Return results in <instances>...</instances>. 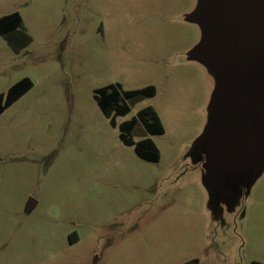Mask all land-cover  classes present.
<instances>
[{
    "label": "rangeland",
    "instance_id": "rangeland-1",
    "mask_svg": "<svg viewBox=\"0 0 264 264\" xmlns=\"http://www.w3.org/2000/svg\"><path fill=\"white\" fill-rule=\"evenodd\" d=\"M198 3L0 0L33 39L0 36V264H264V167L213 190L198 145L218 86ZM117 84L156 96L114 129L96 91ZM146 108L163 134L142 158L119 126Z\"/></svg>",
    "mask_w": 264,
    "mask_h": 264
},
{
    "label": "water",
    "instance_id": "water-1",
    "mask_svg": "<svg viewBox=\"0 0 264 264\" xmlns=\"http://www.w3.org/2000/svg\"><path fill=\"white\" fill-rule=\"evenodd\" d=\"M190 22L203 31L195 58L218 76L198 145L211 188L225 191L264 167V0H199Z\"/></svg>",
    "mask_w": 264,
    "mask_h": 264
},
{
    "label": "trees",
    "instance_id": "trees-1",
    "mask_svg": "<svg viewBox=\"0 0 264 264\" xmlns=\"http://www.w3.org/2000/svg\"><path fill=\"white\" fill-rule=\"evenodd\" d=\"M0 36L15 54H20L33 42L18 12L0 18ZM96 94L100 110L115 129L118 127V117H126L136 105L156 96V87L124 90L120 84H117L97 90ZM119 130L122 143L128 147H135L140 157L149 158L157 153V147L149 135L163 134V129L152 108L139 111L136 117L122 123ZM135 138L142 139L135 141Z\"/></svg>",
    "mask_w": 264,
    "mask_h": 264
},
{
    "label": "flooded vegetation",
    "instance_id": "flooded-vegetation-1",
    "mask_svg": "<svg viewBox=\"0 0 264 264\" xmlns=\"http://www.w3.org/2000/svg\"><path fill=\"white\" fill-rule=\"evenodd\" d=\"M252 264H258L257 262H254V263H252Z\"/></svg>",
    "mask_w": 264,
    "mask_h": 264
}]
</instances>
